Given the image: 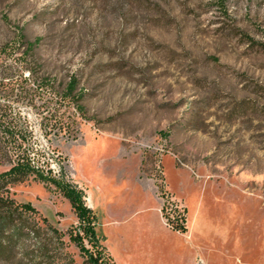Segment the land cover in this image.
<instances>
[{
	"label": "rangeland",
	"instance_id": "obj_1",
	"mask_svg": "<svg viewBox=\"0 0 264 264\" xmlns=\"http://www.w3.org/2000/svg\"><path fill=\"white\" fill-rule=\"evenodd\" d=\"M0 113L21 116L38 165L95 202L123 191L152 206L162 185L190 230L204 224L200 264H264V0H0ZM9 196L60 233L78 226L41 183ZM24 220L43 249L30 254L29 237L0 264H88L67 235Z\"/></svg>",
	"mask_w": 264,
	"mask_h": 264
},
{
	"label": "trees",
	"instance_id": "obj_2",
	"mask_svg": "<svg viewBox=\"0 0 264 264\" xmlns=\"http://www.w3.org/2000/svg\"><path fill=\"white\" fill-rule=\"evenodd\" d=\"M219 9L224 8L226 0H210ZM32 44H27V50L32 49ZM76 81L71 79L62 93V99L66 101L77 100L74 94ZM31 131L26 126L25 120L19 116L0 113V254L12 251L16 246H21L27 238L33 237L36 242V249L30 254L38 253L43 249L39 242V227L34 223L33 229H29V223L24 216L32 215L38 217L41 223L49 229L56 242L62 243L61 238L67 235L79 254L88 264H106L110 258L102 245V237L95 231L96 216L94 211L84 203L85 193L71 183L68 178L62 175L57 179L52 175L48 165L43 169L38 165V160L32 155ZM28 180L41 183L46 189L59 193L69 203L78 226L70 227L65 233H60L50 227L44 217H40L37 210L29 203H18L9 196V188L22 184ZM158 196L162 203L160 207L161 217L167 227L177 233L184 234L186 227V209H177L171 201L170 196L164 191L162 185H157ZM171 205V208H169ZM84 241L91 248L84 245ZM105 256V257H104ZM35 259L30 264H35Z\"/></svg>",
	"mask_w": 264,
	"mask_h": 264
},
{
	"label": "crops",
	"instance_id": "obj_3",
	"mask_svg": "<svg viewBox=\"0 0 264 264\" xmlns=\"http://www.w3.org/2000/svg\"><path fill=\"white\" fill-rule=\"evenodd\" d=\"M153 205L133 207L132 198L99 191L98 201H93L91 193H85V204L95 211L103 208L101 223L105 228L101 234L98 232L97 218L95 231L102 237V245L112 264H195L203 259L204 253V224L200 221L197 229L190 230L189 212L186 208L187 231L180 234L170 230L161 217V200L155 191L150 189ZM142 198V195H140ZM139 196V197H140ZM201 197L198 196L196 211L193 220L198 216ZM88 201H90L88 205ZM104 205L108 206L104 210ZM154 212L155 225L147 226L142 215ZM100 224V221L99 223ZM211 225V224H210ZM205 227L207 222H205ZM212 227V225H211Z\"/></svg>",
	"mask_w": 264,
	"mask_h": 264
},
{
	"label": "built area",
	"instance_id": "obj_4",
	"mask_svg": "<svg viewBox=\"0 0 264 264\" xmlns=\"http://www.w3.org/2000/svg\"><path fill=\"white\" fill-rule=\"evenodd\" d=\"M169 206H170L169 208H171V205H169ZM174 208L180 209V208L178 207V205H174ZM195 264H200V260H197Z\"/></svg>",
	"mask_w": 264,
	"mask_h": 264
},
{
	"label": "bare ground",
	"instance_id": "obj_5",
	"mask_svg": "<svg viewBox=\"0 0 264 264\" xmlns=\"http://www.w3.org/2000/svg\"><path fill=\"white\" fill-rule=\"evenodd\" d=\"M88 202H90V201H88Z\"/></svg>",
	"mask_w": 264,
	"mask_h": 264
}]
</instances>
